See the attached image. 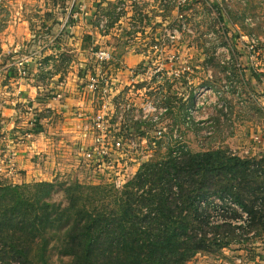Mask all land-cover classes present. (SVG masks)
Instances as JSON below:
<instances>
[{
  "label": "rangeland",
  "instance_id": "rangeland-1",
  "mask_svg": "<svg viewBox=\"0 0 264 264\" xmlns=\"http://www.w3.org/2000/svg\"><path fill=\"white\" fill-rule=\"evenodd\" d=\"M103 1L101 19L109 26L113 22L112 25L117 29V39L123 43L128 41V44L134 42L131 48L143 55L145 61L138 69L147 70L150 74L142 83H146L147 91L153 93L147 95L143 90L132 94L130 99L127 94L115 98L117 103L131 102L136 105L130 111L128 121L134 135L118 124L121 121L118 117L123 112L121 109V112L116 109L114 116L105 123L110 138L134 139L137 143V147L127 151V156L121 158L114 151L126 150H117L115 142L111 141L114 144V147L110 146L114 150L111 151V155H114L111 159L117 161L114 164L116 169L128 170L131 175L128 182L144 163L166 157L172 144L186 145L194 153L204 148L228 145L243 158H260L264 149L254 138L256 135H264V0H141L139 5L132 6L133 9L129 0ZM5 5H13V0H0L3 21L9 18V13H6L9 10ZM38 5L36 3L33 10ZM22 6L27 7L26 4ZM42 32L48 31L44 29ZM86 37L84 39L88 42ZM158 42L161 45L155 46ZM116 46L118 48L119 44ZM4 54L0 44V58ZM9 56L7 54L4 64L0 63V84L9 77L6 72L15 74L13 68L7 67L9 62H13L12 54ZM117 56L121 57L122 54L118 53ZM68 64L64 60L58 65L63 68ZM119 81L129 83L124 78H119ZM185 82L189 83L187 92L183 89ZM17 84L15 82L16 92ZM162 86H165L163 90L159 88ZM7 91H4V95ZM95 99L97 104L102 103V99ZM153 106L168 109L162 116L167 122L165 126H158L153 121L158 116L157 112L149 111ZM143 107L147 109L148 120H134L136 116L144 117ZM184 109H189L194 121L186 123ZM34 116H25L30 126L36 125ZM67 116L64 118L62 114H56L50 122L45 121L44 126L34 127L40 133V140L38 145H31L34 152L32 168L28 172L31 181L26 183L55 184L53 201L64 205H68L65 189L70 185H78L82 196L90 200L91 208L95 207L99 212L115 211L121 214L124 207L134 204V209L138 210L142 202L144 204L152 200L149 192L153 184L143 189L131 187L124 190L128 182L118 188L92 189L90 185L105 184L118 176L114 170V173L107 170L96 173L95 166L88 165L83 158V151L87 147L83 142L82 147L79 144L74 147L77 139L74 135L81 129L87 134L91 132L93 139L94 133L90 127L86 131L85 127L72 121L71 115ZM18 120L11 118L10 122L6 120L5 126L0 127V142L4 141L0 144L2 184L25 183L16 181H22L20 178H25L28 170H16L17 163L7 145L9 140H6L11 131L15 130V126L11 128L9 125H16ZM202 121L206 122L200 123ZM135 125L141 128H135ZM156 136L161 139L156 140ZM153 142H157L156 147L152 145ZM226 147H220V150L228 149ZM49 157L52 164L44 167L45 158ZM13 164L15 169L11 173ZM208 193L210 197L217 196L212 191ZM151 210L150 205H147L141 213L147 216ZM64 228L51 233L54 236L47 250L49 264H66L71 261L70 257L61 253ZM238 247H233L236 251L227 252V258H222L220 254H203L188 264H232L235 256L247 257V253L238 250Z\"/></svg>",
  "mask_w": 264,
  "mask_h": 264
},
{
  "label": "trees",
  "instance_id": "trees-1",
  "mask_svg": "<svg viewBox=\"0 0 264 264\" xmlns=\"http://www.w3.org/2000/svg\"><path fill=\"white\" fill-rule=\"evenodd\" d=\"M94 24L99 27L96 20ZM145 86L132 87L147 91ZM188 88L185 82L184 92ZM226 146L194 153L185 145L178 156L170 150L166 157L144 163L123 189L153 184L152 200L138 210L134 204L124 207L121 214L91 208L78 185L65 189L64 205L53 201V183H0V264H49L51 233L62 227L61 253L71 258L66 264H188L203 254L227 258L225 251H236L234 246H241L251 263L263 258L264 156L243 158ZM90 186L116 188L109 183ZM147 205L152 210L146 216L141 212ZM240 209L248 213L247 220Z\"/></svg>",
  "mask_w": 264,
  "mask_h": 264
},
{
  "label": "crops",
  "instance_id": "crops-1",
  "mask_svg": "<svg viewBox=\"0 0 264 264\" xmlns=\"http://www.w3.org/2000/svg\"><path fill=\"white\" fill-rule=\"evenodd\" d=\"M36 3L39 5L33 10ZM103 3V0H13V5L4 6L9 10L6 12L9 13V18L3 21L0 15V44L5 53L0 58V63L4 64L7 54H12L13 62L6 65L10 69L13 68L15 74L6 72L9 77L0 84V127L5 126L6 120L10 122L11 118L19 119L16 125H9L11 128L15 126V130L11 131L6 140H9L7 145L17 163L16 170H28L25 178L21 177L22 181L16 182L31 181L28 179L34 154L31 145H38L40 140V133L34 128L38 126L29 125L25 118L27 114L40 117L42 120L38 121V125L42 126L50 122L51 117L56 114H62L64 118L71 115L72 121H76L88 131L95 114L101 111L102 103L97 104L94 95L86 92L87 81L83 78L85 69H96L91 61V48L103 47L113 51L116 56L118 53L122 54L119 58L130 68H139L145 63L143 55L131 48L134 45L117 39L116 28L103 32L94 24L92 18V21H86L82 15L75 17L77 12L83 14V8H86L90 15L102 13ZM20 4L21 7H18ZM44 29L48 32H42ZM85 35H90L91 41H85ZM116 44H119L118 48ZM64 60L69 64L62 68L58 64ZM21 62L26 63L22 69L19 66ZM115 76L118 80L124 78L129 81L128 85L131 83L127 71L115 73ZM15 82L18 83L17 92L14 88ZM4 91H7L6 95ZM184 112L186 123L195 120L189 109H184ZM91 135V132L87 134L81 129L77 130L74 135V138H77L74 147L78 144L82 147L84 144L88 148L92 144ZM3 143L2 140L0 144ZM80 156L82 157V153ZM50 159L45 158L44 167L52 164ZM253 264H264V258H254Z\"/></svg>",
  "mask_w": 264,
  "mask_h": 264
},
{
  "label": "built area",
  "instance_id": "built-area-1",
  "mask_svg": "<svg viewBox=\"0 0 264 264\" xmlns=\"http://www.w3.org/2000/svg\"><path fill=\"white\" fill-rule=\"evenodd\" d=\"M131 2V8L133 9L132 6L135 4L139 5L141 3V0H129ZM127 4V3H126ZM127 8V5H126ZM125 8V9H126ZM82 13L77 12L75 17L78 18L81 15L85 18L86 21H93L96 20L99 29L101 31H107L109 29V24L106 25V21L101 19L102 15L101 14H92L90 15L87 11L86 8L82 9ZM92 18V19H90ZM157 48L156 50H158ZM90 54H91V61L94 63L92 65L96 66L95 70L91 69H85L83 72V78L87 81L85 82V88L86 92H91L94 97H98L102 99V104H101V111L97 112L95 114V117L93 119L92 125H91V130L94 133V137L92 139V144L86 148L83 152V158L87 161L88 165L95 166V172H103L104 170H107L108 172L114 173L116 171V175L118 176L116 179H110L108 181L109 184L115 185L117 188L124 186L129 180V177L131 176L128 173V170H121V169H116L114 166L115 162H117L115 159H111V151H114L110 146L114 147V144L117 148V150H121L125 152H120V151H114V153H118L121 158L127 156V151L130 149L137 147V143L134 139H124V138H110L107 135V130L108 126L105 123H108L109 119L114 116V113L116 109H121L123 112L119 115L118 120L120 119L121 121L118 122V124H121L125 127V129H128L127 131L130 132L131 135H134L133 133V127L129 125V120L128 118L130 117V111L132 108H134L133 103L128 102L126 103H117L115 101V98L119 97L120 95H128V99H130L131 95L134 93H141L145 89H140L136 90L132 86L144 81V78L149 77L150 74L146 70H140L138 68H130L127 67L126 63L123 61L122 58L117 57L113 51H111L108 48H91L90 49ZM26 63L21 62L19 63L20 68L24 67ZM113 68H110L112 67ZM120 71H127L130 75V81L131 83L128 85H125L123 87V84L118 80V78L115 76V73H120ZM23 74H26V71L23 72ZM127 87H130V90H126ZM146 91V90H145ZM203 90H200L202 92ZM147 92V91H146ZM144 117L142 118L141 116H136L134 117V120H148V114H147V109L145 107L142 108ZM149 111H154L158 113L157 117H154L153 121L158 125V126H165L166 121L162 118L167 112V108H157L156 106L150 107ZM121 112V111H120ZM152 120V119H151ZM38 121H40V117H37L34 119V122L38 125ZM138 123H141L137 121ZM136 130V129H135ZM139 132V131H138ZM159 136H161V132L159 133ZM156 136L155 139L159 140L161 137ZM137 138V137H135ZM181 138V137H179ZM108 139V142H107ZM178 139V138H177ZM255 141L259 142L261 144V148L264 149V135H256L255 136ZM114 141L115 143H111V141ZM157 142H153L152 145L156 147ZM184 145H177V144H172L171 147L169 148L170 150H173V155L178 156L181 151L180 149ZM235 152V151H234ZM169 154V153H168ZM235 154H237L235 152ZM239 155V154H238ZM264 156V152L260 155V157ZM253 158V157H250ZM119 163V162H118ZM15 169V165L13 164L11 167V173L12 170ZM116 169V170H115ZM114 170V171H112ZM125 171V172H124ZM97 173V172H96ZM99 175V173H98ZM240 213L243 215L244 220H247L249 218L248 213L243 212L240 209ZM219 222V221H217ZM240 220L239 224H243ZM241 247V246H239ZM238 247V248H239ZM239 250V249H238ZM229 252V250L225 251L226 253ZM245 252V251H244ZM259 253L262 254L264 258V247L259 250ZM257 256L256 258H258ZM260 258V257H259ZM261 258V260H263ZM248 254L247 257L245 256H235L234 261L232 264H253L248 261Z\"/></svg>",
  "mask_w": 264,
  "mask_h": 264
}]
</instances>
